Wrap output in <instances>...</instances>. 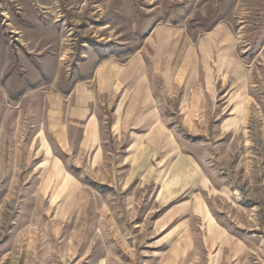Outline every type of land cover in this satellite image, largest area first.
Instances as JSON below:
<instances>
[{"label":"rangeland","instance_id":"obj_1","mask_svg":"<svg viewBox=\"0 0 264 264\" xmlns=\"http://www.w3.org/2000/svg\"><path fill=\"white\" fill-rule=\"evenodd\" d=\"M0 264H264V0H0Z\"/></svg>","mask_w":264,"mask_h":264},{"label":"crops","instance_id":"obj_2","mask_svg":"<svg viewBox=\"0 0 264 264\" xmlns=\"http://www.w3.org/2000/svg\"><path fill=\"white\" fill-rule=\"evenodd\" d=\"M98 71L94 73V75L91 77V79L93 80H98ZM113 80H114V77L112 78V81H111V86H112V83H113ZM79 90V88H73L71 90V92L69 93L68 95V99H67V102L69 103L70 102V99H73L72 102L74 103V106L70 107V104H69V107H70V115L68 116L70 119L72 120H82L83 118H85L87 116V108H88V104L90 103V93L87 89H81V91H79V93L77 92ZM77 96H80L79 97V100H76ZM81 100V101H80ZM82 102V103H81ZM62 106V105H61ZM51 112V111H50ZM51 113H55L56 114V117H58V114H63L64 113V109L63 107H60V108H56L55 110H52ZM89 121H92L89 120ZM92 125V124H90ZM86 127V126H85ZM92 128H95V127H91ZM90 129V130H91ZM96 129V128H95ZM86 132H84V135H83V138L81 139L80 143L81 144H87L88 142H92L91 140H89V137L91 135L89 134H85ZM95 139H98L97 138V131L95 133V137L92 136ZM90 137V139H93ZM70 141L67 139V143H69ZM181 158H179L178 160H180Z\"/></svg>","mask_w":264,"mask_h":264},{"label":"bare ground","instance_id":"obj_3","mask_svg":"<svg viewBox=\"0 0 264 264\" xmlns=\"http://www.w3.org/2000/svg\"><path fill=\"white\" fill-rule=\"evenodd\" d=\"M220 35V34H219ZM222 35V34H221ZM224 37V36H223ZM222 37V38H223ZM220 40V39H219ZM221 41V40H220ZM219 42V41H218ZM221 44H222V42H221ZM227 61V60H226ZM231 61V60H230ZM236 64V63H235ZM235 66H233V68H234ZM238 67H240V66H238ZM242 67V66H241ZM243 68V67H242ZM227 72V71H226ZM243 72V71H242ZM232 75V74H231ZM234 78V77H233ZM140 90V89H139ZM181 167H183V169H185V166L184 165H180ZM181 169V168H180Z\"/></svg>","mask_w":264,"mask_h":264}]
</instances>
